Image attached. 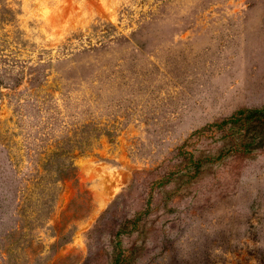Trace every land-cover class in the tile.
Instances as JSON below:
<instances>
[{
  "label": "rangeland",
  "instance_id": "374dc122",
  "mask_svg": "<svg viewBox=\"0 0 264 264\" xmlns=\"http://www.w3.org/2000/svg\"><path fill=\"white\" fill-rule=\"evenodd\" d=\"M255 111L264 0H0V240L21 203L18 264H264Z\"/></svg>",
  "mask_w": 264,
  "mask_h": 264
},
{
  "label": "trees",
  "instance_id": "16d2710c",
  "mask_svg": "<svg viewBox=\"0 0 264 264\" xmlns=\"http://www.w3.org/2000/svg\"><path fill=\"white\" fill-rule=\"evenodd\" d=\"M255 114L252 117H257L258 119H264V111H255ZM244 117V113H238V115L236 117H234L231 121H234V123H238L241 124L242 120ZM222 125V124H221ZM221 125L218 124L217 127L221 128ZM244 124L241 126L243 127ZM64 166V164H63ZM74 168V164L73 163H69L68 164V168L66 169V173L63 174L62 170L58 169L57 173L58 175H60V177L63 178H68L72 175V171ZM25 210L26 207L23 206L20 203V208L18 209V213L20 214V217L17 220V223L14 226H11L10 228V232H8V234H6L1 240H0V257L1 260L4 264L7 263H13L15 262L16 264H18V259L20 258V243L22 240V236H23V230L26 227L25 224V219L27 218L26 214H25ZM20 223V224H19Z\"/></svg>",
  "mask_w": 264,
  "mask_h": 264
}]
</instances>
